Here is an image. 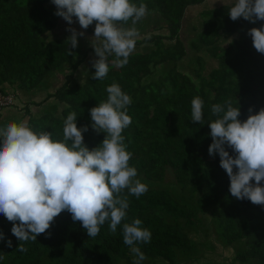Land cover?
<instances>
[{
    "label": "trees",
    "instance_id": "obj_1",
    "mask_svg": "<svg viewBox=\"0 0 264 264\" xmlns=\"http://www.w3.org/2000/svg\"><path fill=\"white\" fill-rule=\"evenodd\" d=\"M205 1L130 0L137 6L146 4L147 14L156 13L166 33L141 35L135 46L152 44L153 49L131 53L124 67L112 65L114 57L110 56L103 80L92 79L95 73H91L78 84L73 76L94 51L78 41L69 56L67 39L44 37L56 31L62 19L54 14L57 9L51 0H0V95L11 93L18 100L15 91L32 94L42 84L49 87L40 100L19 105L20 114L7 116L9 121L26 120L34 131H49L53 139H62L63 121L75 112L77 127L89 126L83 136L91 150L105 134L92 130L89 110L106 101V88L117 83L132 101L127 110L132 122L122 132L126 151L132 154L129 166L137 169L136 178L148 188L139 199L125 190L129 199L126 220L115 234L109 233L106 222L95 238H89L81 223L73 222L64 211L36 241H20L11 232L12 223L0 215L4 236L0 264H133L135 256L123 243L122 225L135 218L152 234L149 243L136 245L146 256L142 264H195L199 251L215 250L214 244L226 250L234 264H264V206L231 196L219 155L208 153L212 139L207 122L215 119L211 105L228 98L240 107L242 122L250 107L253 115L264 108V54L255 50L247 35L264 21H232L228 13L235 0H215V6L200 7L197 16L190 17L193 23L197 21L191 23V38L184 41L179 34L185 12ZM142 20L135 25L139 32L146 25ZM94 25L83 30L94 35ZM122 26L131 27V20ZM224 38L228 42L222 48L218 43ZM186 48L193 54H209L214 66L206 71L202 56L197 55L192 76L185 73ZM57 75L62 80L52 90ZM196 96L204 101V124L191 121V101ZM50 100L56 103L53 112L42 113L41 106ZM31 106L38 112L31 113ZM56 106H61L58 113ZM226 150L233 155L231 149ZM207 230L213 235L212 243L199 239L200 232ZM189 232L196 237L190 238ZM20 245L27 251H17Z\"/></svg>",
    "mask_w": 264,
    "mask_h": 264
},
{
    "label": "clouds",
    "instance_id": "obj_2",
    "mask_svg": "<svg viewBox=\"0 0 264 264\" xmlns=\"http://www.w3.org/2000/svg\"><path fill=\"white\" fill-rule=\"evenodd\" d=\"M51 2L57 9L54 14L69 25L75 18L86 30L95 22L91 46L98 59L91 61L95 69L92 79L103 80L107 76L110 56L114 57L111 63L115 67L127 65L139 36L135 25L148 13L146 4L137 6L130 0ZM228 14L232 21L239 18L253 24L264 21V0H235ZM129 20L132 26L123 27ZM66 31L71 33L66 40L70 43L67 53L70 56L73 54L70 49L77 48L78 37H83L84 32L72 27ZM247 35L255 50L264 54V25L250 29ZM106 91L107 100L89 110L92 130L105 134L99 146L91 150L83 136L89 126L78 128L75 112L63 121L62 139H53L49 131H34L26 120L0 126V215L12 223L11 232L18 240L36 241L64 211L71 214L73 222L81 223L89 238L98 236L106 222L109 233L115 234L126 220L128 195L139 199L148 191L147 185L136 178L137 169L129 166L132 154L126 151L122 135L132 122L127 114L131 98L117 83ZM203 107L204 101L199 96L192 99L193 123L206 122ZM210 111L215 119L207 121L212 139L208 153L219 155L220 167L230 180L231 196L264 206V108L253 115L250 107L243 122L238 119L240 107H234L231 98L223 104L211 105ZM226 149H231L233 155ZM141 225L138 218L122 225L123 243L135 256L133 264L146 260L136 245L151 241V232ZM3 239L0 232V240ZM8 246L11 247L10 240ZM17 251L27 249L20 245ZM3 259L0 255V260Z\"/></svg>",
    "mask_w": 264,
    "mask_h": 264
},
{
    "label": "rangeland",
    "instance_id": "obj_3",
    "mask_svg": "<svg viewBox=\"0 0 264 264\" xmlns=\"http://www.w3.org/2000/svg\"><path fill=\"white\" fill-rule=\"evenodd\" d=\"M215 3H217V1H213V0H206L200 7H207V6H215ZM190 12V11H189ZM188 14L193 18L195 16H197V12L195 10L192 11ZM188 15V16H189ZM191 18V19H192ZM157 19V14L156 13H151V14H146V16L143 18L142 22L144 24H146L143 28L142 31L139 32V36L137 37L136 40H138L139 38H141V35H145L146 37H155L157 35H163L165 33V31L162 29L161 31H156L154 32V28H155V21ZM190 19V18H189ZM184 20L183 21V27L182 30H180V37L181 39H183L184 41H187L191 38V26L192 24H195L197 19L194 20L195 23H193L190 20ZM148 22L150 24H148ZM192 23V24H191ZM198 25V22H197ZM141 26V25H140ZM72 27L75 28L77 30V32H84V36L83 37H78V41H82L84 43H86L87 47L92 48L91 44L92 41L91 39L93 38L94 35L91 34H86L85 31L79 26V23H75L73 22L72 25H69L65 20L61 19L60 20V25L58 26L57 30L54 32H48L44 37H46L47 39H57V38H63V39H68V37L71 35L70 32L66 31L67 28ZM93 30L95 28V25L92 27ZM228 42V38H224L222 39L218 44L220 47H224L226 45V43ZM79 43V42H78ZM187 45V44H185ZM150 48L153 49V45L152 44H148L147 46L144 44L135 46L134 48V52L137 53H144L147 52ZM151 50V49H150ZM94 51V50H93ZM204 54V55H202ZM199 55V54H193L192 51H189L186 48V57L187 61L184 60V62L182 63V66H184V72L185 73H189V75L191 74L192 76V71L193 69L196 67L195 65V61H194V65H193V58L195 60V57ZM200 55L202 56L203 60H204V65H203V69H205L206 71L214 66V60L210 58L209 54H205L204 52H201ZM199 55V56H200ZM98 59V57L95 56V53L91 54L88 53L87 57L85 58L84 62L80 65V67L78 68V70L75 72L73 79L75 80L76 83L81 84L86 77L91 74V73H95V69L92 68V64L91 61ZM204 74L206 73L203 70ZM159 74L156 73L153 75V77H157ZM51 75H49L50 77ZM150 78H152V76H150ZM54 80H57L55 83H53V87H59V84L62 80V76L61 75H57L56 78ZM46 81V79H45ZM49 92V87L45 86L44 84H42L35 93L32 94H27V98H30V100H39L41 96H43L45 93ZM19 96H17L18 100H13V106L11 107V112H12V116L14 117L15 115L20 114L18 111L19 105L23 104V101L26 100V98L24 97L23 94H21L20 92H17ZM16 94V92H15ZM55 101L50 100L49 102H47L46 104L42 105L40 110L42 113L45 112H53V106L55 105ZM51 106V107H50ZM61 106H56V111L58 113V111H60ZM5 112H10L9 108H6V110L4 109ZM55 111V110H54ZM55 113V112H54ZM55 113V114H57ZM3 116L5 117L6 114H3ZM9 122H17V119H13L12 121H9L7 119L4 120L3 122V126L7 125ZM194 232V231H193ZM193 232H189V237L194 239L196 237V234H194ZM204 235L206 236V238H204ZM208 235V236H207ZM212 233L209 232L208 230L205 232H200L199 235V239L200 241L203 242H211L212 239ZM214 244V243H213ZM215 246V250H210V248H208L207 250L204 249V251H199V255L197 257V263L195 264H234L230 261V255L226 250H222L218 247ZM200 261V262H199ZM194 264V262L192 263Z\"/></svg>",
    "mask_w": 264,
    "mask_h": 264
},
{
    "label": "crops",
    "instance_id": "obj_4",
    "mask_svg": "<svg viewBox=\"0 0 264 264\" xmlns=\"http://www.w3.org/2000/svg\"><path fill=\"white\" fill-rule=\"evenodd\" d=\"M193 10H195L197 13L199 12V10H200V6L199 7H193V8H191V9H187V11L185 12V14H186V17H184L183 18V20H182V22H181V29L180 30H182V27H183V21L184 20H188L191 16L188 14V12L190 11L191 13H192V11ZM189 12V13H190ZM192 14H194V13H192ZM189 15V16H188ZM148 24H150L149 22H148ZM155 28H154V32H156V31H161L162 29L165 31V33H166V30L164 29V28H162V24H161V22H160V17L157 15V19H156V21H155ZM164 33V34H165ZM56 77H54L53 78V83H55L57 80H54ZM53 83H52V90H54L56 87H53ZM16 92V94H15V97H17V96H19L18 95V93L17 92H19V91H15ZM21 94H23L22 92H20ZM24 95V97L26 98V100L25 101H23V103L24 102H28V101H30V98H27V94H23ZM40 99H41V97H40ZM39 99V100H40ZM31 101H33V100H31ZM10 109V112H5L4 111V109L3 110H1V115H2V118H1V120H0V126H3V122H4V120L5 119H7V120H9L8 119V117L7 116H9V115H12V112H11V108H9ZM30 112L31 113H37L38 111H37V109H36V107H33V106H31L30 108ZM5 110H6V108H5ZM3 114H6V116L4 117L3 116ZM23 121H25V120H23Z\"/></svg>",
    "mask_w": 264,
    "mask_h": 264
},
{
    "label": "built area",
    "instance_id": "obj_5",
    "mask_svg": "<svg viewBox=\"0 0 264 264\" xmlns=\"http://www.w3.org/2000/svg\"><path fill=\"white\" fill-rule=\"evenodd\" d=\"M13 97L10 93H6L5 96L0 95V108L9 107L12 105Z\"/></svg>",
    "mask_w": 264,
    "mask_h": 264
}]
</instances>
